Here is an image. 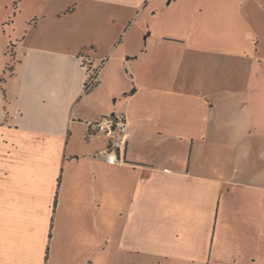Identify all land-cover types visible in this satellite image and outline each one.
Segmentation results:
<instances>
[{
	"label": "crops",
	"instance_id": "crops-1",
	"mask_svg": "<svg viewBox=\"0 0 264 264\" xmlns=\"http://www.w3.org/2000/svg\"><path fill=\"white\" fill-rule=\"evenodd\" d=\"M14 7L0 264H264V0ZM114 110L128 135L109 164L84 132Z\"/></svg>",
	"mask_w": 264,
	"mask_h": 264
},
{
	"label": "built area",
	"instance_id": "built-area-1",
	"mask_svg": "<svg viewBox=\"0 0 264 264\" xmlns=\"http://www.w3.org/2000/svg\"><path fill=\"white\" fill-rule=\"evenodd\" d=\"M96 68L88 70L86 84L95 81ZM85 138L89 139L95 133H102L108 138L106 147L99 153L105 156L109 164L124 162V147L128 135V122L126 115L120 111H113L102 115L97 120H87Z\"/></svg>",
	"mask_w": 264,
	"mask_h": 264
},
{
	"label": "rangeland",
	"instance_id": "rangeland-1",
	"mask_svg": "<svg viewBox=\"0 0 264 264\" xmlns=\"http://www.w3.org/2000/svg\"><path fill=\"white\" fill-rule=\"evenodd\" d=\"M14 2L15 0H0V4H1V9H0V17H2V14L9 12L10 16H12V13L15 11V7H14ZM7 4H9V6H5ZM175 5H172V7H174ZM167 11H165V13L167 14ZM164 15V14H163ZM1 27V26H0ZM8 35L7 34H2L1 30H0V85H1V79L4 75V73H7V69H9V65L11 64V60L9 57V53L11 55H13L12 52V48L8 47L6 44L7 39H8ZM121 97H117L115 96L116 102L117 100H119ZM113 97L110 98V103L113 104L112 102ZM3 100H2V93L0 90V111L3 109ZM114 111H120V110H114ZM122 112V111H120ZM85 134V132H84ZM104 140V139H103ZM105 141V140H104Z\"/></svg>",
	"mask_w": 264,
	"mask_h": 264
},
{
	"label": "trees",
	"instance_id": "trees-1",
	"mask_svg": "<svg viewBox=\"0 0 264 264\" xmlns=\"http://www.w3.org/2000/svg\"><path fill=\"white\" fill-rule=\"evenodd\" d=\"M86 85H87V84H86ZM87 86H88V85H87ZM87 86H86V87H87Z\"/></svg>",
	"mask_w": 264,
	"mask_h": 264
}]
</instances>
